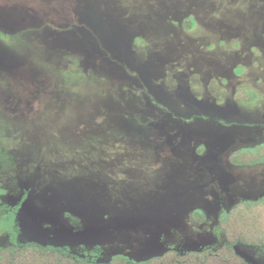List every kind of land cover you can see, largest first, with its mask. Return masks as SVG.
Listing matches in <instances>:
<instances>
[{
    "label": "rangeland",
    "instance_id": "374dc122",
    "mask_svg": "<svg viewBox=\"0 0 264 264\" xmlns=\"http://www.w3.org/2000/svg\"><path fill=\"white\" fill-rule=\"evenodd\" d=\"M0 35V200L21 204L20 241L144 260L220 245V213L264 197V162L229 161L264 143V0H0Z\"/></svg>",
    "mask_w": 264,
    "mask_h": 264
},
{
    "label": "trees",
    "instance_id": "16d2710c",
    "mask_svg": "<svg viewBox=\"0 0 264 264\" xmlns=\"http://www.w3.org/2000/svg\"><path fill=\"white\" fill-rule=\"evenodd\" d=\"M183 24L188 30L195 27V21L191 17L185 19ZM0 38H2L1 35ZM140 40L139 38L137 42ZM0 43L3 45L0 52H4L7 47L1 40ZM144 55V51L139 53L140 59ZM4 63L7 62L4 61ZM256 98V94L248 88H241L234 95V100L240 105L253 103ZM152 102L155 103L154 101ZM2 124L0 121V125ZM9 127L11 128L10 125ZM10 128H7V130ZM27 137L29 138L30 136ZM44 143L41 142V144ZM54 143L56 145V142ZM2 147L0 145L1 152L4 153L5 149ZM73 147L69 149L72 154L88 151L86 144L82 145L81 143L78 148H75L76 146ZM85 154L86 156L88 155L86 152ZM8 158L13 161V156L8 155ZM79 158H82V156H79ZM229 161L236 166L263 163L264 143L256 148L249 147L234 151L229 156ZM36 169L34 171L35 175L42 171L41 167L37 166ZM6 190L8 189L0 187V197L8 194ZM20 207L21 204L11 209V207L3 204L0 200V208H5L8 211V214H4L1 217L3 220L0 229L7 230L10 242L0 246V264H250L237 252L236 246L246 245L264 250V197L256 201L242 200L230 209L220 213L218 231L224 235V240L220 245H210L198 250L185 252H179L170 247L161 254L147 257L144 260L133 259L122 252L112 255L105 261H97L95 256L97 253L98 255L100 254V250L97 249V251L91 250L80 256L58 246L22 242L18 238L19 230L16 223ZM194 217L199 222L205 220L203 212L199 209L194 211ZM101 252L105 251L102 250Z\"/></svg>",
    "mask_w": 264,
    "mask_h": 264
}]
</instances>
